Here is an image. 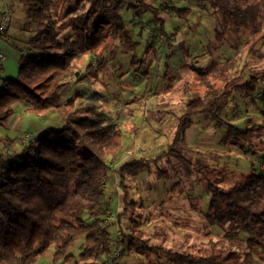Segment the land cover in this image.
I'll list each match as a JSON object with an SVG mask.
<instances>
[{"label":"trees","instance_id":"16d2710c","mask_svg":"<svg viewBox=\"0 0 264 264\" xmlns=\"http://www.w3.org/2000/svg\"><path fill=\"white\" fill-rule=\"evenodd\" d=\"M3 1L0 18L6 10V20L0 37L6 36L11 15L17 12L22 15L28 36L20 49L17 77L2 79L0 127L7 125L16 104L36 114L58 109L64 92L80 79L86 80L85 73L91 74L89 69L104 72L105 60L113 65L119 52L134 50L139 44L137 38L148 25L154 34H164L167 42L161 12L170 16L174 11L178 18L193 12L187 5L175 6L172 0H11L6 8ZM190 3L200 10L211 9L218 21L215 40L227 41L235 50L241 43L239 38L249 31L257 34L247 44L249 51L264 37V22L258 24L264 17V0ZM146 15L148 21L144 23ZM152 39L146 40V54L157 59L156 41ZM167 45L170 49L173 46ZM84 57L87 63L82 70L80 61ZM150 62L133 60L141 64L132 65L133 75L140 70L141 76H148ZM234 63L231 58L214 60L197 71L201 87L196 89L201 91L186 103L172 141L154 159H133L113 166L112 158L122 151L120 124L113 115L109 117L97 109L95 95L82 106L70 101L59 129H46L27 140L21 134L2 138L0 264H123L119 259L132 250H159L166 257L165 264H264V161L259 172L235 175L223 167L203 177L209 195L207 209L201 211L203 219L210 226L223 228L224 233L201 246L176 243L167 247L163 238L153 245V235L145 234L139 217L123 224L124 213L113 214L107 194L108 180L114 176L124 192V203L129 204L126 182L149 169L152 160L167 157L168 165L171 159L183 165L185 170L178 168L173 176L167 166L156 171L166 182L174 177L168 191L171 196L182 188L188 167H208L193 163L186 155L185 131L196 115L218 125L226 124L227 147L242 151L264 147V112L258 117L260 121L244 129L228 124L221 116L220 101L236 89L256 92V100L264 108V63L253 66L243 83L238 82L240 70H234ZM93 79L95 76L89 78ZM188 201L196 203V198ZM116 225L114 233L111 228ZM115 249L118 255L113 257Z\"/></svg>","mask_w":264,"mask_h":264},{"label":"rangeland","instance_id":"374dc122","mask_svg":"<svg viewBox=\"0 0 264 264\" xmlns=\"http://www.w3.org/2000/svg\"><path fill=\"white\" fill-rule=\"evenodd\" d=\"M8 3L11 0H4L3 7L6 8ZM172 3L180 8L187 5L193 12L182 18H178L174 11L170 12V16L160 13V17L165 20L167 42L173 45L171 49L165 41V35L154 34L148 25L141 37L137 38L139 44L134 50L126 54L119 52V58L113 65L105 60L104 72L93 73L89 69L91 74L85 73L86 80L80 79L64 92L58 109L51 108L36 114L25 112L19 104L14 105L7 125L0 127V147L4 137L15 138L21 134L27 140L42 135L46 129H59L64 123L70 101L82 106L90 103L95 95L97 103H93L97 104V109L109 117L113 115L117 124H120L122 151L112 158L113 166L117 167L133 159H154L172 141L175 124L184 113L186 103L200 93L201 90L196 89L201 87L198 85L199 69H204L214 60L231 58L235 62L234 70H240L237 73L241 76L238 82L243 83V78L249 75L253 66L264 63V37L254 42L253 49L249 51L247 44L257 37V34L253 35L249 31L248 35L239 38L241 43H238L235 50L227 41L215 40L214 27H217L218 21L210 8L200 10L190 0H172ZM21 17L20 13H13L6 36L0 37V53L4 55L0 59V91L2 79L15 78L18 74L20 49L24 47L28 36L23 30ZM125 21H128V16ZM147 21L148 15L142 19L144 23ZM260 21L258 24L261 25L264 17ZM149 38L156 41L157 59L153 58L154 55L146 54V40ZM149 59L148 76H141L140 70L133 75L135 67H141L140 63H132L133 60ZM86 63L87 57H84L80 61L82 70L86 68ZM91 63L96 64L94 60ZM133 64L138 65L134 67ZM91 76H95L93 81L89 80ZM250 92L252 93L236 89L229 98L220 101L221 116L228 124L244 129L246 125L260 121L258 117L264 112V108L256 100V92ZM192 120L185 131V148L188 149L186 155H190L193 163L208 167H188L182 188L177 194L171 196L168 193L174 177L169 183L156 173L162 166H167L171 176L174 172H179L178 168L185 170L174 159L168 165L167 157L152 160L149 169L126 182L129 187L127 205L121 201L124 192L118 188L114 176L108 180L110 187L107 188V194L113 214L124 213L121 216L123 224L130 222V218L133 219L134 216L136 220L139 217L144 223L142 228L145 234L152 233L153 245L162 238L167 247L176 243H183L184 247L189 244L201 246L210 240H217L224 233L223 228L208 225L201 213L206 211L209 202L203 177L213 175V169L223 167L235 175L259 172L263 165L262 145L246 151L227 147L224 145L226 124L218 125L198 115L193 116ZM19 149L20 147L16 150ZM80 151H83L81 146ZM191 197L196 198V203L190 204L188 200ZM116 229L117 225L111 231ZM165 261L166 257L159 250H132L119 259V263L123 264H165ZM47 263L51 264L49 261Z\"/></svg>","mask_w":264,"mask_h":264},{"label":"built area","instance_id":"2783aa9c","mask_svg":"<svg viewBox=\"0 0 264 264\" xmlns=\"http://www.w3.org/2000/svg\"><path fill=\"white\" fill-rule=\"evenodd\" d=\"M5 20H6V10H5L3 16L0 18V32L3 29V25H4V21ZM3 58H4V55L0 53V59H3ZM117 255H118V250L115 249L114 252H113V257H115Z\"/></svg>","mask_w":264,"mask_h":264},{"label":"crops","instance_id":"0c3cea01","mask_svg":"<svg viewBox=\"0 0 264 264\" xmlns=\"http://www.w3.org/2000/svg\"><path fill=\"white\" fill-rule=\"evenodd\" d=\"M7 2V1H6ZM11 4V3H10ZM21 20H22V18H20ZM190 127V126H189ZM188 127V128H189ZM115 178V177H114ZM119 192V191H118ZM116 194H117V198H119V196H118V193H117V191H116ZM121 201H123V199L121 200ZM119 205H118V203H117V206L116 207H118ZM118 209H120V208H118Z\"/></svg>","mask_w":264,"mask_h":264}]
</instances>
